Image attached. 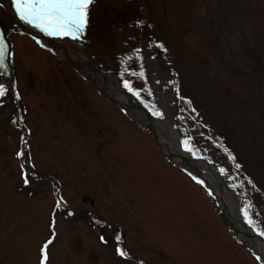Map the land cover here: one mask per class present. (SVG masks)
I'll list each match as a JSON object with an SVG mask.
<instances>
[{"label": "rangeland", "instance_id": "obj_1", "mask_svg": "<svg viewBox=\"0 0 264 264\" xmlns=\"http://www.w3.org/2000/svg\"><path fill=\"white\" fill-rule=\"evenodd\" d=\"M14 21L0 0V264H40L46 244V264H264L151 127ZM69 39L214 164L264 233V0H93Z\"/></svg>", "mask_w": 264, "mask_h": 264}, {"label": "bare ground", "instance_id": "obj_2", "mask_svg": "<svg viewBox=\"0 0 264 264\" xmlns=\"http://www.w3.org/2000/svg\"><path fill=\"white\" fill-rule=\"evenodd\" d=\"M4 2L18 25L31 32L34 36H37L50 47L55 48L61 56L71 59L81 67L82 72H84L90 80L96 83L102 93L128 109L134 118L151 127L163 153L176 165H180L189 172L200 176L206 182L207 186L215 195L218 205L223 215L230 223L235 235L240 240L248 242L255 248L264 260V242L254 235V231L245 224L243 218L239 214L234 196L228 189V186L217 168L206 161L194 159L189 152L183 149L178 141L177 133L168 123L162 120H156L148 115L133 98L121 90V87L111 75L102 72L95 66L89 58L81 52V49L70 41L69 37H53L44 34L37 28L20 19L13 2L11 3L10 0H4ZM5 55L6 53L4 54V58ZM3 74V84L10 87L12 84V72L4 71Z\"/></svg>", "mask_w": 264, "mask_h": 264}, {"label": "snow or ice", "instance_id": "obj_3", "mask_svg": "<svg viewBox=\"0 0 264 264\" xmlns=\"http://www.w3.org/2000/svg\"><path fill=\"white\" fill-rule=\"evenodd\" d=\"M13 3L20 19L44 34L53 37L80 39L87 26L88 10L93 0H13ZM6 50L3 40L0 39V67H3ZM140 75L143 76V73ZM125 87L132 91L127 83H125ZM6 91L4 86L0 85V97H3ZM136 94L138 95V93ZM154 114L161 115L159 112ZM183 143L185 150L191 151L188 141L185 140ZM17 155L23 156V153L21 152ZM21 167L23 168V165ZM24 182L28 183L26 177ZM244 216L246 222L251 225L252 221L248 217L247 208L244 210ZM260 234L264 235V233ZM116 239L119 242L120 237L117 236ZM48 243H51V241H48ZM46 248L47 244L41 249L42 258L40 264H46ZM117 253L121 256L125 255V252L120 248L117 249Z\"/></svg>", "mask_w": 264, "mask_h": 264}, {"label": "trees", "instance_id": "obj_4", "mask_svg": "<svg viewBox=\"0 0 264 264\" xmlns=\"http://www.w3.org/2000/svg\"><path fill=\"white\" fill-rule=\"evenodd\" d=\"M122 86H123V88H124L126 91L132 93V94H133V95H134V96H135V97H136V98L142 103V105H143L144 107H146V108L149 110V112H150L152 115L157 116L156 114H154L155 112L152 110L150 103H149V104L146 103L147 99H146V98H143V97L140 96V92H139V91H137V90H135V89H133V88H131L132 91H129L128 88L125 87V85H122ZM136 93H138V95H137ZM150 100H151V102H153V104H154L153 99L150 98ZM157 112H158V111H157ZM194 155H195V154H194ZM195 156H196V155H195ZM198 157H201V156L198 155ZM262 236L264 237V235H262Z\"/></svg>", "mask_w": 264, "mask_h": 264}, {"label": "water", "instance_id": "obj_5", "mask_svg": "<svg viewBox=\"0 0 264 264\" xmlns=\"http://www.w3.org/2000/svg\"><path fill=\"white\" fill-rule=\"evenodd\" d=\"M146 113H147V111L144 109V108H142ZM262 239V238H261ZM263 240V239H262ZM264 241V240H263Z\"/></svg>", "mask_w": 264, "mask_h": 264}]
</instances>
